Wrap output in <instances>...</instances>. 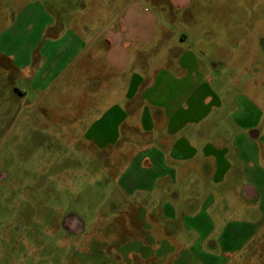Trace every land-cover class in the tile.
<instances>
[{
	"label": "crops",
	"instance_id": "crops-1",
	"mask_svg": "<svg viewBox=\"0 0 264 264\" xmlns=\"http://www.w3.org/2000/svg\"><path fill=\"white\" fill-rule=\"evenodd\" d=\"M1 1L11 17L0 43L12 51L0 53L31 96L46 98L56 87L52 107L66 101L63 127L81 129L73 139L99 151L129 145V197L142 194L163 220L179 223L192 240L180 252L224 264L264 239V125L255 91L232 98L224 118L231 136L220 74L213 79L187 53L167 67L166 58L147 59L155 17L165 10L157 1L179 9L189 0Z\"/></svg>",
	"mask_w": 264,
	"mask_h": 264
},
{
	"label": "rangeland",
	"instance_id": "rangeland-1",
	"mask_svg": "<svg viewBox=\"0 0 264 264\" xmlns=\"http://www.w3.org/2000/svg\"><path fill=\"white\" fill-rule=\"evenodd\" d=\"M157 2L165 10L155 17L149 62L166 58L167 67L173 56L190 54L213 79L223 77L221 115L231 136L236 130L224 118L241 90L255 91L264 125V0H189L179 9ZM7 10L0 0V37ZM8 58L0 53V264H200L199 256L180 252L192 240L179 223L163 220L161 208L142 194L129 197V145L99 151L73 139L69 133L81 129L63 127L66 101L52 107L56 87L46 98L31 96ZM64 221L73 230L81 223L82 233H67ZM223 262L264 264V239Z\"/></svg>",
	"mask_w": 264,
	"mask_h": 264
},
{
	"label": "flooded vegetation",
	"instance_id": "flooded-vegetation-1",
	"mask_svg": "<svg viewBox=\"0 0 264 264\" xmlns=\"http://www.w3.org/2000/svg\"><path fill=\"white\" fill-rule=\"evenodd\" d=\"M66 217L67 216H65L64 220H66ZM62 228L69 234H80V233H82L81 232V230H82L81 223H79V226H78L77 230H73V229H71V227L66 226V223L64 221V222H62Z\"/></svg>",
	"mask_w": 264,
	"mask_h": 264
}]
</instances>
